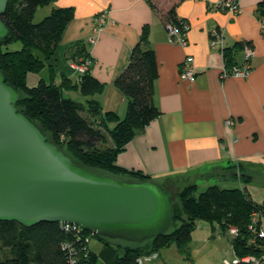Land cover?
Segmentation results:
<instances>
[{"label":"crops","instance_id":"obj_1","mask_svg":"<svg viewBox=\"0 0 264 264\" xmlns=\"http://www.w3.org/2000/svg\"><path fill=\"white\" fill-rule=\"evenodd\" d=\"M223 1L157 0L163 10L173 6L177 20L188 25L183 45L168 35L165 23L148 0H54L42 7L47 8V14L57 7L73 9V18L62 31L51 60L55 83L63 74L74 83L76 73L69 62L82 59L74 55L81 41L89 60L88 72L104 87L87 97L75 89L64 92L74 91L85 100L94 99L102 112L119 117L125 114L127 98L114 80L124 69L143 27H147L148 45L157 63L153 102L159 114L118 153V166L149 175L171 197L187 185L194 184L201 191L199 188L215 184L244 188L254 201L262 202L264 17L256 14L261 0H238L240 9L234 14L227 12ZM97 17L103 22L98 23ZM212 29L222 34L221 46H210ZM246 47L252 50L248 60ZM226 49L228 60L224 57ZM186 56L193 57L194 82L179 79ZM245 64L249 67L245 77L221 75L223 67L230 70L232 65ZM36 74L28 73V86H35L39 79L47 80L49 70L47 77ZM228 120L232 123L227 124ZM189 252L188 260L174 246L159 250V255L163 261L183 258L191 262Z\"/></svg>","mask_w":264,"mask_h":264},{"label":"trees","instance_id":"obj_2","mask_svg":"<svg viewBox=\"0 0 264 264\" xmlns=\"http://www.w3.org/2000/svg\"><path fill=\"white\" fill-rule=\"evenodd\" d=\"M53 1L8 0L1 15L9 33L0 38V71L6 83L20 94L16 107L75 164L113 176L151 180L139 170L116 164L118 153L134 134L159 114L153 102L157 63L154 50L148 45L147 27H143L124 69L114 80V85L127 98L125 114L119 117L113 112H102L94 99L79 102L64 96L65 89H75L86 97L102 91L104 84L90 76L88 70L74 83L64 74L55 83L51 60L62 31L73 18V9L53 8L38 22L33 21L37 8ZM148 2L165 25L179 24L173 6L163 10L157 0ZM256 14L264 17V0L258 3ZM15 42L20 47L10 48ZM76 46L74 55L82 57L78 61L86 60L84 44L78 41ZM228 54L226 49V60ZM43 67L49 70L48 79H39L35 86H28V73H38ZM178 197L177 211L172 202V221L176 224L165 233L143 241L149 242L144 247L141 243L112 242L84 229L81 232L65 229L59 222H40L27 227L13 220H0V264H139L138 258L145 253L172 244L189 259V242L197 220L213 225L216 222L220 227L236 226L238 235L232 240V249L239 257L251 254L259 258L264 252V241L251 242L247 231L251 213L264 214V201H254L244 188H221L213 184L198 192L192 184L183 187ZM91 235L102 243L98 252L88 246L86 240Z\"/></svg>","mask_w":264,"mask_h":264},{"label":"water","instance_id":"obj_3","mask_svg":"<svg viewBox=\"0 0 264 264\" xmlns=\"http://www.w3.org/2000/svg\"><path fill=\"white\" fill-rule=\"evenodd\" d=\"M8 0H0L1 20ZM0 71V220L30 227L74 223L112 242L139 244L165 233L173 203L153 180H128L75 164L27 118Z\"/></svg>","mask_w":264,"mask_h":264},{"label":"rangeland","instance_id":"obj_4","mask_svg":"<svg viewBox=\"0 0 264 264\" xmlns=\"http://www.w3.org/2000/svg\"><path fill=\"white\" fill-rule=\"evenodd\" d=\"M44 7L38 8L37 12L34 15V19H33L34 22H38L47 14L46 13L47 8H44ZM19 47H20V44L18 42H15L14 44L10 45V48L12 49L19 48ZM75 61L77 62V60ZM36 75L38 77H47L48 68L43 67ZM28 83H30V78L28 80ZM64 96H67V97L69 96L79 102L85 101L83 96H81L78 92H74V91L64 92ZM98 145L100 146V144ZM117 177H122L128 180H134L129 175H126V176L117 175ZM202 189L203 188H199V190H202ZM171 199L173 200V203H174V209L177 211V206L178 204H180L178 193H174ZM257 200H258V197H257ZM260 214L256 217V220L258 219V222L260 225L262 224L264 225V214L262 213ZM250 223H251V219L247 226L248 235L251 240L253 238V233L251 232L249 228ZM174 224H176V222L172 221L170 227H172V225ZM231 228H234L235 231H231ZM237 235H238V229L234 225H226L224 227H220V225H218V223L216 222H214V225H213V224H209L208 222L204 220H197L196 228L194 229V231H192L191 233L192 239L189 242V247L192 253L191 257L193 258V261L191 259V262H190V261H187L188 259L184 260L183 258H180V260H177V261H173L170 259L168 261L167 260L163 261L160 258L159 251H155V252L153 251L148 254L145 253V255H142V257L143 256L149 257L153 253L157 254V257L155 260H153V263L146 262L145 264H156V263L157 264L159 263L160 264H193V262L194 264H227V262L230 263V261L234 258H242V257H248V256L254 257V255H251V254H246L245 256L239 257L237 256V254L234 253L232 249V240L235 239ZM90 237L91 238L88 241V246L90 247L92 251H99L102 246V243L98 239H96L94 236L91 235ZM259 239L260 240L262 239L264 241V237L259 238ZM145 243H149V242L141 243V247H144ZM171 246L176 247L174 244L170 245L169 247ZM164 248H168V247H164ZM263 255H264V252L259 258L258 257H255V258L261 259ZM182 256L184 257V255ZM240 264H246V263H240ZM249 264L251 263L249 262ZM260 264H264V261H261Z\"/></svg>","mask_w":264,"mask_h":264},{"label":"built area","instance_id":"obj_5","mask_svg":"<svg viewBox=\"0 0 264 264\" xmlns=\"http://www.w3.org/2000/svg\"><path fill=\"white\" fill-rule=\"evenodd\" d=\"M225 5V8L228 13L234 14L239 12V4L238 0H224L222 2ZM98 23H102L103 19L102 17H97L96 19ZM179 24H175L173 22H168L166 24V29L168 32V35L176 41L178 44L183 45L186 43V31L188 29V25L184 23L181 20H178ZM261 30L262 33H264V21L261 22ZM92 41V39H90ZM222 42V34L217 31L216 29H212L210 32V46L211 47H218L221 46ZM245 53V58L246 60L249 59V57L252 55V50L249 47H246L244 49ZM69 67L76 73L75 79L79 81V77L81 74L85 73L88 70L89 67V60H82V61H70L69 62ZM249 72V67L245 64L243 66L240 65H232L230 70H227L226 68H222L221 70V75L226 77V76H235V77H245ZM196 78L195 75V69L193 66V57L192 56H186L180 65V71H179V79L181 80H186L189 82H194ZM227 124H231L232 121L228 120L226 121ZM260 213L255 211L251 213V223H250V230L253 233V238L251 239V242L254 241L255 239H259L264 237V225H260L258 222V219L256 220V217ZM261 215V214H260ZM61 225L64 226L65 229H76L78 232H81V227L77 224L74 223H60ZM231 231H235L234 228H231ZM86 241H89L88 239ZM157 257L156 253L151 254L149 257L141 256L138 258L139 264H145L146 262H152L155 260ZM261 261H264V255L262 256L261 259L255 258L253 256H248V257H242V258H234L227 264H240V263H246L249 264H260Z\"/></svg>","mask_w":264,"mask_h":264}]
</instances>
